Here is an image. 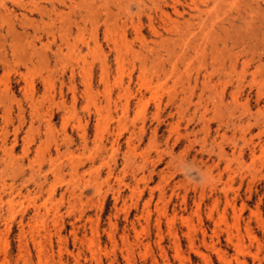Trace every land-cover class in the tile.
<instances>
[{
	"label": "rangeland",
	"instance_id": "rangeland-1",
	"mask_svg": "<svg viewBox=\"0 0 264 264\" xmlns=\"http://www.w3.org/2000/svg\"><path fill=\"white\" fill-rule=\"evenodd\" d=\"M207 262L264 264V0H0V264Z\"/></svg>",
	"mask_w": 264,
	"mask_h": 264
},
{
	"label": "bare ground",
	"instance_id": "bare-ground-1",
	"mask_svg": "<svg viewBox=\"0 0 264 264\" xmlns=\"http://www.w3.org/2000/svg\"><path fill=\"white\" fill-rule=\"evenodd\" d=\"M92 1V0H91ZM85 2V1H84ZM93 4V3H92ZM81 5V4H80ZM88 6V5H87ZM164 14V13H163ZM112 15V14H111ZM14 144V143H13ZM16 166V165H15ZM52 173V172H51ZM45 177V176H44ZM240 245V244H239ZM189 246V245H188ZM241 248V246H240ZM243 249V248H242ZM240 253V252H239ZM253 256V255H252ZM205 258V257H204ZM209 259V258H208ZM208 263V262H207ZM211 263V262H210ZM100 264V263H99ZM209 264V263H208Z\"/></svg>",
	"mask_w": 264,
	"mask_h": 264
}]
</instances>
